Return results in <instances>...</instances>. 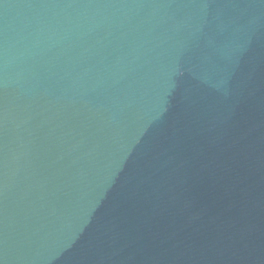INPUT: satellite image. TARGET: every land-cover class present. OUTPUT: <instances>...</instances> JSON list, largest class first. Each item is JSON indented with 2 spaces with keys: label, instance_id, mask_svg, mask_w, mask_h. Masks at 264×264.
<instances>
[{
  "label": "water",
  "instance_id": "obj_1",
  "mask_svg": "<svg viewBox=\"0 0 264 264\" xmlns=\"http://www.w3.org/2000/svg\"><path fill=\"white\" fill-rule=\"evenodd\" d=\"M0 264H264V0H0Z\"/></svg>",
  "mask_w": 264,
  "mask_h": 264
}]
</instances>
